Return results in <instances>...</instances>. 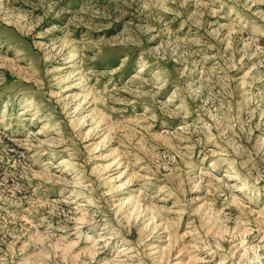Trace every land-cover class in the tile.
<instances>
[{
    "label": "rangeland",
    "instance_id": "rangeland-1",
    "mask_svg": "<svg viewBox=\"0 0 264 264\" xmlns=\"http://www.w3.org/2000/svg\"><path fill=\"white\" fill-rule=\"evenodd\" d=\"M0 264H264V0H0Z\"/></svg>",
    "mask_w": 264,
    "mask_h": 264
},
{
    "label": "bare ground",
    "instance_id": "bare-ground-1",
    "mask_svg": "<svg viewBox=\"0 0 264 264\" xmlns=\"http://www.w3.org/2000/svg\"><path fill=\"white\" fill-rule=\"evenodd\" d=\"M140 71V70H139ZM61 162V161H60Z\"/></svg>",
    "mask_w": 264,
    "mask_h": 264
}]
</instances>
